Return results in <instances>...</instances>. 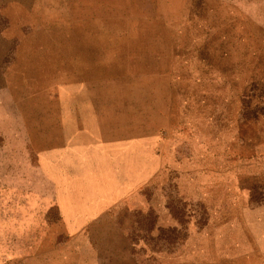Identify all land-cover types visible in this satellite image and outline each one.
I'll return each mask as SVG.
<instances>
[{"label": "rangeland", "instance_id": "374dc122", "mask_svg": "<svg viewBox=\"0 0 264 264\" xmlns=\"http://www.w3.org/2000/svg\"><path fill=\"white\" fill-rule=\"evenodd\" d=\"M111 20L119 34L163 37L171 24L192 40L176 118L156 131L145 182L121 202L106 199L117 173L83 162L70 179L81 197L74 218L39 203L57 193L56 165L0 153V264H264V0H0V132L57 127L63 108L44 105L53 56L86 51L72 26L105 34ZM129 75L154 97L152 75Z\"/></svg>", "mask_w": 264, "mask_h": 264}, {"label": "crops", "instance_id": "0c3cea01", "mask_svg": "<svg viewBox=\"0 0 264 264\" xmlns=\"http://www.w3.org/2000/svg\"><path fill=\"white\" fill-rule=\"evenodd\" d=\"M118 20L126 21L125 24L120 21L122 28L130 26V18ZM186 20H175L174 29L178 25L186 26ZM72 27L74 43L84 42L88 48L85 46L86 51L77 52L60 51L53 56L52 68L57 70L58 78H55L53 98L44 105L63 108L55 115L57 127L45 131L0 132L1 154L9 150L10 155H40L44 171L57 166V193L52 201L43 198L39 203L42 210L50 203L55 204L63 218L76 217V205L81 203V197L76 193V183H70V179L71 176L76 178V172L85 161L107 165V170L117 173L118 181L111 189L113 194H107L106 198L113 204L127 199L140 183L144 184L146 154H155L154 150L150 153L151 141L156 138V131L162 126H171L177 115L178 86L185 85L187 76L193 74L192 61L196 58L192 40L177 35L175 30L172 33L171 24L163 37L160 34L148 36L145 30L136 35L138 27L134 28V34L132 29H126L125 33L122 29L119 34L114 20L106 26L105 34L94 28L89 34H83L80 24ZM66 31L63 36H71ZM77 48L82 50L81 46ZM32 55L25 57L32 58ZM132 70L134 74L141 72L143 78L152 75L150 82L156 90L153 98H147L145 79L146 84L129 81ZM99 74L104 75L106 81H99ZM82 76L83 87L89 92L87 102L81 100ZM124 78L127 81H123ZM117 91L127 93L116 98L114 92ZM135 91L137 94L130 93ZM89 126H92L90 130H86ZM47 177L49 175L44 178ZM16 199L12 197L13 201Z\"/></svg>", "mask_w": 264, "mask_h": 264}]
</instances>
